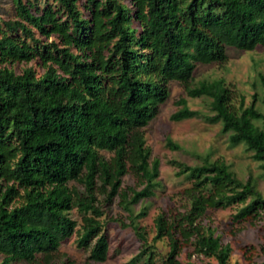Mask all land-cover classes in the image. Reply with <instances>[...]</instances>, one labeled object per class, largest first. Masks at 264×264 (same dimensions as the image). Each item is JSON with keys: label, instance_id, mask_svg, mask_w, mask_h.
<instances>
[{"label": "trees", "instance_id": "obj_1", "mask_svg": "<svg viewBox=\"0 0 264 264\" xmlns=\"http://www.w3.org/2000/svg\"><path fill=\"white\" fill-rule=\"evenodd\" d=\"M11 1L13 14L0 15V264H48L75 230L88 258L103 260L108 239L101 205L114 194L128 218L121 223L141 240L125 264H160L155 241L162 237L164 264H229V243L200 216L207 207L241 202L234 220L264 217L256 178L241 179L221 159L204 157L194 165L173 159L176 173L191 180L182 188L187 201L183 210L155 215L149 241L137 221L145 205L135 210L133 204L159 184L158 159L149 160L142 127L167 97V81L179 80L188 95L209 97L210 113L181 96L170 118L219 121L228 142H243L264 176V71L259 103L238 107L222 78L190 84L196 62L221 61L228 46L264 45V0ZM30 59L41 72L10 65ZM128 165L144 178L142 187L120 189ZM189 245L207 258L182 260L179 253Z\"/></svg>", "mask_w": 264, "mask_h": 264}, {"label": "rangeland", "instance_id": "obj_2", "mask_svg": "<svg viewBox=\"0 0 264 264\" xmlns=\"http://www.w3.org/2000/svg\"><path fill=\"white\" fill-rule=\"evenodd\" d=\"M13 14L12 1L0 0V15L6 18ZM53 36H49L51 39ZM226 58L221 61L196 62L190 84H196L202 79L222 78L228 88L229 101L234 107L240 103L249 104L255 100L259 103L261 86L259 72L264 71V45L258 44L252 49H239L233 46L226 47ZM33 65L38 72L42 71L41 65L34 60L13 62L10 65L15 71H20L25 65ZM168 95L158 103L157 112L142 127L145 142L150 148L149 160L158 159V174L156 179L159 184L155 186L153 194L135 202L134 209L139 210L145 205V213L137 219L145 230L147 239L155 232L154 217L160 211L169 208L183 210L187 201L182 188L191 184L184 173L177 174L178 166L173 159L188 164L201 163L204 157L221 159L241 179L249 174L257 180L258 187L264 192V176L259 162L250 156V151L243 142L230 144L226 133L220 131V122H209L202 116H190L182 119H172L170 114L180 104L177 99L183 96L189 107L198 109L201 113H210L209 97L205 95L190 96L186 93L185 86L179 80L167 81ZM254 95V96H253ZM179 144L171 147L166 139ZM105 157H110L111 152L100 149ZM144 178L139 172L128 165L127 171L121 176L120 189H136L144 185ZM79 188L81 183L70 180ZM98 202L103 203V193H97ZM118 194H114L107 204L101 205L104 213L100 216L104 220L103 230L107 234L108 250L103 260L94 261L88 258L89 250L77 245L78 230L63 240L58 251L53 255L48 264H125L138 252L141 240L127 222L126 211L119 203ZM234 202L225 207H207L200 216V221L209 225L215 233L221 235L222 243H229V264H260L264 260V217L256 216L246 219L234 220L232 214L241 205ZM263 210H261V214ZM70 215L78 223L81 213L76 207L70 209ZM95 238L92 240L94 241ZM157 260L164 264L161 256L168 249L165 238L155 241ZM189 256L192 260L204 261L207 257L195 252L191 245L181 249L179 257L185 260ZM2 254L0 253V259ZM18 264H44L43 262H28L18 260Z\"/></svg>", "mask_w": 264, "mask_h": 264}]
</instances>
